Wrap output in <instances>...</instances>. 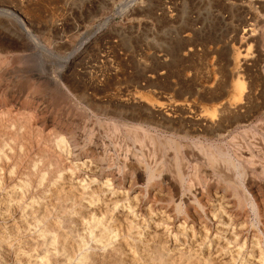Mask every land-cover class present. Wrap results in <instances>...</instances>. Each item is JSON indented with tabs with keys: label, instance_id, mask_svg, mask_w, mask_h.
<instances>
[{
	"label": "bare ground",
	"instance_id": "obj_1",
	"mask_svg": "<svg viewBox=\"0 0 264 264\" xmlns=\"http://www.w3.org/2000/svg\"><path fill=\"white\" fill-rule=\"evenodd\" d=\"M23 28L21 43L0 41V55L27 46L36 62L21 83L0 74V264H264V115L254 120L264 40L254 48V30H242L223 79L217 62L193 64L205 69L197 78L164 56L154 64L185 69L182 83L168 73L167 92L138 98L135 81L116 79L125 98L100 103L91 78L51 74L41 59L51 50ZM78 36L59 43L76 55L88 43Z\"/></svg>",
	"mask_w": 264,
	"mask_h": 264
},
{
	"label": "rangeland",
	"instance_id": "obj_2",
	"mask_svg": "<svg viewBox=\"0 0 264 264\" xmlns=\"http://www.w3.org/2000/svg\"><path fill=\"white\" fill-rule=\"evenodd\" d=\"M23 23L51 50L52 55H41L51 74L69 72L76 78H91L98 86L96 93L89 89L96 101L121 102L125 98L126 84L111 85L116 79L135 81L133 92L138 98L141 94L157 97L159 94L154 91L167 92L164 78L169 74L170 79L180 78L182 83L185 69L174 73L161 68L159 63L154 64L164 56L176 64L190 66L187 73L197 78L205 76V69L198 70L193 64L217 62L221 68L216 66L218 75L225 78V61L240 50L244 27L256 32L255 42L251 41L254 48L263 45L264 0H0V41L13 44L18 38L21 43L22 34L26 32ZM45 29L65 32L63 40L49 38ZM75 35H79L80 41L88 39V43L80 47L78 54L72 55L76 46L59 41L75 43ZM162 49L168 53H163ZM29 53L24 46L19 52L0 55V59H10L4 64L6 73L0 68L6 82L21 83L31 76L36 62L29 59ZM159 53L162 54L159 56ZM71 55L75 65L69 70ZM149 81L158 84L155 86ZM76 102L83 104L80 99ZM177 115L175 119L180 117ZM263 115L264 110L257 113L254 120ZM240 130L241 126L232 128L220 142L228 146L232 135ZM159 131L169 135L163 129ZM131 144L135 150L140 149L138 142Z\"/></svg>",
	"mask_w": 264,
	"mask_h": 264
}]
</instances>
